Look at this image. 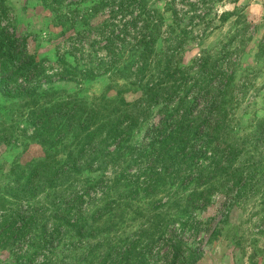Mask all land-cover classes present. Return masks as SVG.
Wrapping results in <instances>:
<instances>
[{
  "label": "rangeland",
  "instance_id": "1",
  "mask_svg": "<svg viewBox=\"0 0 264 264\" xmlns=\"http://www.w3.org/2000/svg\"><path fill=\"white\" fill-rule=\"evenodd\" d=\"M170 2L0 0V264H264V0Z\"/></svg>",
  "mask_w": 264,
  "mask_h": 264
},
{
  "label": "trees",
  "instance_id": "2",
  "mask_svg": "<svg viewBox=\"0 0 264 264\" xmlns=\"http://www.w3.org/2000/svg\"><path fill=\"white\" fill-rule=\"evenodd\" d=\"M146 1L147 0H121V5L119 6L120 10H123L125 8H130L132 3H136L138 7L140 8H144L146 5ZM158 1V0H157ZM175 0H172V2H170L169 5L174 4ZM174 15H178V13H174ZM139 20L142 21L143 25H144V29H147L148 27H150V25H152L154 31L157 30V28L163 23V18L159 17L155 11H153V14L151 15L150 12L141 10L139 12ZM143 18V19H140ZM227 17L225 15L221 16L220 18V22L224 23L225 19ZM136 22V21H135ZM152 23V24H151ZM154 37H158V35L156 34H151L149 33L147 36L146 35H142V37L139 39V41H137V47L140 49V53L139 54H144V53H150V48L151 45L154 44L155 42V38ZM8 39H0V58H1V63L4 66L9 65V64H14V62L16 60L19 59V54L15 53L11 50L12 47V43L8 42ZM145 57L142 58V60ZM28 62V61H27ZM27 62L19 64V66H17L14 69V72L10 73L9 75H7L6 77H3L0 79V81H2L1 85L3 84H7L10 82H15L17 80V76H25L30 70L32 69V61L30 63L27 64ZM16 64V63H15ZM26 64V65H25ZM20 69V70H19ZM27 70V71H26ZM164 75V80L165 78H167V76H171L168 75V72H166ZM131 85V84H130ZM140 86V85H139ZM161 84L159 85V89L161 88ZM139 88V87H138ZM149 91H153V89L151 88ZM166 96V97H170L171 96V92L170 89H161V92L158 93L157 98H162V96ZM46 160L44 159H40L38 161V163L35 165V170L37 173L39 174H44L46 172H50L52 175L55 174L54 170H52L51 168H48L46 166ZM51 169V171H50ZM135 264H140L139 262L135 263Z\"/></svg>",
  "mask_w": 264,
  "mask_h": 264
}]
</instances>
